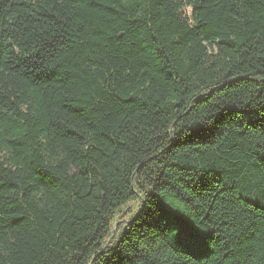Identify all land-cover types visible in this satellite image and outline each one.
I'll use <instances>...</instances> for the list:
<instances>
[{"label": "trees", "instance_id": "1", "mask_svg": "<svg viewBox=\"0 0 264 264\" xmlns=\"http://www.w3.org/2000/svg\"><path fill=\"white\" fill-rule=\"evenodd\" d=\"M0 264H264V0H0Z\"/></svg>", "mask_w": 264, "mask_h": 264}, {"label": "rangeland", "instance_id": "2", "mask_svg": "<svg viewBox=\"0 0 264 264\" xmlns=\"http://www.w3.org/2000/svg\"><path fill=\"white\" fill-rule=\"evenodd\" d=\"M187 13L190 15L191 14V10L189 9V10H187Z\"/></svg>", "mask_w": 264, "mask_h": 264}]
</instances>
